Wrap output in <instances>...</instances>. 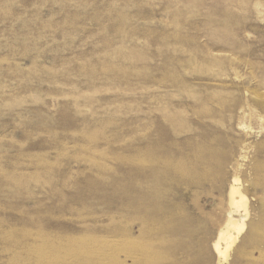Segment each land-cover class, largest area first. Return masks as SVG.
<instances>
[{
    "label": "rangeland",
    "instance_id": "obj_1",
    "mask_svg": "<svg viewBox=\"0 0 264 264\" xmlns=\"http://www.w3.org/2000/svg\"><path fill=\"white\" fill-rule=\"evenodd\" d=\"M0 264H264V0H0Z\"/></svg>",
    "mask_w": 264,
    "mask_h": 264
},
{
    "label": "bare ground",
    "instance_id": "obj_2",
    "mask_svg": "<svg viewBox=\"0 0 264 264\" xmlns=\"http://www.w3.org/2000/svg\"><path fill=\"white\" fill-rule=\"evenodd\" d=\"M236 181V179H235ZM234 182V180H233ZM232 203L240 209L242 207L245 212H247V202L246 197L240 192L239 186L233 184L230 188ZM238 194L239 198L235 197ZM228 222L225 224L224 228L220 231L219 239L214 242V247L218 253V261L223 262L229 257V251L233 244L238 238V234L242 232L245 227L244 221H238L236 218L230 216ZM224 245H222L223 243Z\"/></svg>",
    "mask_w": 264,
    "mask_h": 264
}]
</instances>
